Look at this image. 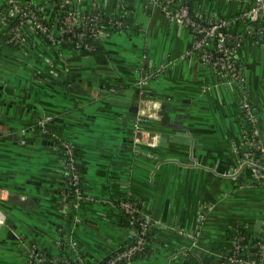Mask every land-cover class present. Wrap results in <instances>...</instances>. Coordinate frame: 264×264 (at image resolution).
Wrapping results in <instances>:
<instances>
[{
    "label": "crops",
    "instance_id": "crops-1",
    "mask_svg": "<svg viewBox=\"0 0 264 264\" xmlns=\"http://www.w3.org/2000/svg\"><path fill=\"white\" fill-rule=\"evenodd\" d=\"M64 1L79 12L98 6L126 24L93 54L71 41L51 47L32 30L23 46L0 49V264H69L67 253L98 264L129 244L125 199L155 221L151 251L131 264H231L239 227L264 236V184L239 159L254 127L244 100L264 144V46L244 41L235 82L189 54L192 32L155 0ZM253 2L190 0V7L232 21ZM243 29L231 22V32ZM163 105L170 121L183 122L189 144L161 125ZM63 140L79 156L78 207L63 195Z\"/></svg>",
    "mask_w": 264,
    "mask_h": 264
},
{
    "label": "built area",
    "instance_id": "built-area-1",
    "mask_svg": "<svg viewBox=\"0 0 264 264\" xmlns=\"http://www.w3.org/2000/svg\"><path fill=\"white\" fill-rule=\"evenodd\" d=\"M161 8L165 17L170 21L182 22L193 34L194 43L189 54H196L205 66L216 75L223 76L228 80L240 82L242 79L243 66L238 56V50L246 39H252L264 46V0H254L253 4L240 13L232 21L224 18L205 19L192 11L188 0H155ZM57 6L54 12L43 14L41 18L38 7L42 4ZM10 12L0 21V44L4 42L11 47L23 46L25 44L26 31H33L44 42L51 47H55L62 42L71 41L82 51L94 49V41H102L110 33L106 32L102 26L103 11L98 6H92L86 12L74 10L67 1L58 0L51 4L50 0L37 3L35 0H9ZM42 10V8H41ZM55 16V22L50 19ZM108 15V21L113 31H120L125 27L123 17L119 15ZM240 20L244 24L242 33H233L230 30L231 22ZM146 84V79L139 82L140 87ZM243 110L249 121L254 125L252 132L246 138V148L241 153L240 166L249 169L253 180L264 184V144L258 138L256 128V117L251 103L244 100ZM145 115V110H142ZM47 118L39 123L44 132L49 126ZM64 149V173L65 183L72 187L74 192L73 202L75 206L80 205L83 197L82 175L77 161V148L67 140L60 142ZM64 198L67 199L69 193L63 191ZM67 200H65V203ZM121 206L129 213L132 219L139 223L140 234L136 237L129 235V244L126 250L120 251L115 257L110 258L107 264H131L136 254L144 250L145 238L148 228L155 226V221L151 215L137 208L130 201L122 202ZM139 214V216H136ZM260 235V234H259ZM261 236V235H260ZM245 234L239 230L233 239L231 254L228 262L231 264H264V236L254 247L245 250L242 241ZM38 259L41 257L38 254ZM78 264H87L81 254H77Z\"/></svg>",
    "mask_w": 264,
    "mask_h": 264
},
{
    "label": "trees",
    "instance_id": "trees-1",
    "mask_svg": "<svg viewBox=\"0 0 264 264\" xmlns=\"http://www.w3.org/2000/svg\"><path fill=\"white\" fill-rule=\"evenodd\" d=\"M57 1L58 0H50L51 4H55ZM187 3L190 5V0H188ZM52 7H56V8H54V10L55 9L58 10V8H60L59 4L57 6H52L51 5V6L48 7L45 3L42 4V6L38 7V13L41 16V18H43L42 16L45 13L48 14L50 12H54ZM41 8H42V10H41ZM99 10L100 11L102 10L103 14L105 13V11L103 9H99ZM9 12H10V5L8 4V2H4L3 4H0V21H2L6 16H8ZM55 19L56 18H55L54 14H53L52 18L50 19V22L54 23ZM43 20L44 21L46 20L45 22L49 23L47 21V19L43 18ZM101 23H102V26L104 27V29L106 30V32L112 33L113 28L110 27V23L108 21V15H106V13L103 15ZM0 31H1V29H0ZM0 37H3L2 33L0 34ZM101 43H102V41H94L93 42L94 49L90 50V51H84V52H87L89 54H93V53H96V52L100 51ZM3 47H11V46H9L7 44H4V42H3L2 44H0V49L3 48ZM17 47H21V46H17ZM58 145H59V147L61 149L62 156L65 157L64 154H63V152H64L63 147L60 145L59 142H58ZM77 161H79V156H77ZM64 191L69 193V196L67 198V202L70 203L71 201H73L74 192L72 190V187H69L68 184L65 183ZM126 201L132 202L133 204H135L137 206V208H139V209L143 210L144 212L148 213V211H146L135 199H125V200H122L121 203L122 202H126ZM121 203L119 204V209H120L121 216H122V224L128 230L129 235L132 234V237H136L137 235L140 234V225H139L138 222H136V221H134L132 219V217H131V215L129 213H127L125 211V209L121 206ZM136 216H139V214H137ZM153 227L154 226H152L151 228H148L146 235H144V238H145L144 250L142 252L136 254L134 259H136V258H138L140 256H144V255L148 254L151 251L152 243H153L152 242ZM250 228H252L251 225L239 227V231L241 233L245 234V238L241 242L242 245H244L245 250H248L250 247H254V245L258 241L262 240L261 236L257 232L248 233L247 230L250 229ZM253 228H255L254 225H253ZM232 246H233V239L231 240V243H230V252H229L228 256L231 254ZM67 247H68L67 244L64 243L63 251L64 250L67 251ZM127 248H128V245H122V246L117 247L116 250H114V251L112 250V252L109 253L98 264H107L108 260L110 258L115 257L120 251L126 250ZM63 254H65V253H63ZM71 255H69L68 253L66 255L69 264H78L79 260L77 259V256H74V255L71 256ZM227 259H228V257H227ZM118 264H124V261L122 260Z\"/></svg>",
    "mask_w": 264,
    "mask_h": 264
},
{
    "label": "water",
    "instance_id": "water-1",
    "mask_svg": "<svg viewBox=\"0 0 264 264\" xmlns=\"http://www.w3.org/2000/svg\"><path fill=\"white\" fill-rule=\"evenodd\" d=\"M163 111L159 114L162 118V126L164 128L175 130V134H173L172 140L174 142H185L190 143L188 136H187V128L183 126V122L180 120L177 121H170V118L165 110V105L162 106ZM162 138H167V133H162ZM163 145L167 146V142H165ZM14 193V192H11ZM261 224V222L258 223V226Z\"/></svg>",
    "mask_w": 264,
    "mask_h": 264
},
{
    "label": "flooded vegetation",
    "instance_id": "flooded-vegetation-1",
    "mask_svg": "<svg viewBox=\"0 0 264 264\" xmlns=\"http://www.w3.org/2000/svg\"><path fill=\"white\" fill-rule=\"evenodd\" d=\"M82 183V182H81ZM82 189H83V186H82ZM0 195H2V192H1V190H0Z\"/></svg>",
    "mask_w": 264,
    "mask_h": 264
},
{
    "label": "rangeland",
    "instance_id": "rangeland-1",
    "mask_svg": "<svg viewBox=\"0 0 264 264\" xmlns=\"http://www.w3.org/2000/svg\"><path fill=\"white\" fill-rule=\"evenodd\" d=\"M6 197V196H5Z\"/></svg>",
    "mask_w": 264,
    "mask_h": 264
}]
</instances>
